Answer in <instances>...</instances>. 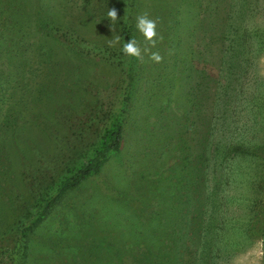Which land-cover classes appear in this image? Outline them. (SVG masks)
I'll list each match as a JSON object with an SVG mask.
<instances>
[{
	"label": "rangeland",
	"instance_id": "obj_1",
	"mask_svg": "<svg viewBox=\"0 0 264 264\" xmlns=\"http://www.w3.org/2000/svg\"><path fill=\"white\" fill-rule=\"evenodd\" d=\"M109 1L0 0V264H15L12 254L17 247V224L23 215L34 211L33 205L43 187L51 186L64 174V159L73 160L86 145L94 142L118 109L119 98L114 89L126 81L127 56L121 51V40L113 47L108 45V39L119 35L115 22L108 20L99 28L97 16H93L98 14L94 12L96 6L102 10ZM235 1L237 6L232 15L239 16L236 12L242 10L252 27H246L244 21L248 42L247 54L238 63L245 72L242 80L264 99V85H261L264 84V28L258 26L264 27V0H250V4ZM159 2L140 0L138 9L151 15L155 5L159 11L162 9ZM208 2L215 5L214 0H204L207 5ZM102 12L104 15L105 11ZM74 26L82 36L77 34L75 43L65 40L61 32L62 29L75 31ZM239 32L243 34L241 29ZM250 45L253 51L248 50ZM194 51L193 56L197 57L203 51V44L194 43ZM86 52L90 53L86 55ZM170 69L140 71L139 87L147 86L152 94L166 92L178 79L175 70ZM171 92L179 91L172 86L164 104L158 98L155 105L158 111L170 98L178 97ZM246 97L257 101L255 96ZM135 98L125 121L121 152L109 157L99 175L87 178L53 207L29 234L16 264H126L129 261L130 257L124 258L123 253L120 258L113 257L114 249L119 247L127 254L132 253L130 246H124L128 238L126 221L142 215L146 209L145 197L155 196L156 207L148 210L157 208L162 214L166 207L165 200L156 194L163 191V185L151 193L143 177L149 176L148 181H153L155 186L158 177L155 171L168 177L164 170L172 164L160 144L163 121L154 130L144 116L148 112L143 113V90ZM206 105H211L210 100ZM209 108L207 112L211 113ZM248 111L236 101L230 105V111L226 106L219 110L229 118L233 115L234 120L240 117V123H245L237 129L243 140L254 137L260 143L264 139L262 121L248 123ZM169 112L163 110L160 115L170 120ZM146 130L152 131L151 136ZM246 153L247 156L236 161L255 167L250 189L235 191L226 179L229 168L219 169V174L224 173L219 181L222 187L214 195L219 207L212 213L213 197H206L215 180L208 175L201 207L182 208L183 214L186 210L190 212L185 228L190 227V218L197 213L203 216L200 239L194 244L188 238L184 240L190 252L185 260V254L176 258L171 253L170 259L181 262L178 264H264V189H261L264 145L257 144ZM164 184L167 186L166 180ZM204 207L206 215L202 214ZM194 223L191 220V225ZM206 231L212 232L211 241L204 238ZM162 242L158 240V244ZM205 247L210 248L207 260L202 259L206 256L202 253Z\"/></svg>",
	"mask_w": 264,
	"mask_h": 264
},
{
	"label": "trees",
	"instance_id": "obj_2",
	"mask_svg": "<svg viewBox=\"0 0 264 264\" xmlns=\"http://www.w3.org/2000/svg\"><path fill=\"white\" fill-rule=\"evenodd\" d=\"M139 1L110 0L106 8L102 10H99L97 6L94 8V12L98 14L95 13L93 16H97L96 24L99 28L104 27V22L109 20L106 10L116 9L118 20L115 26L118 28L119 36L122 37V45L124 41L135 38L143 59L127 56L126 81H123L121 87L116 86L114 89L115 96L119 98L115 115L109 117L107 125L100 130L96 140L86 145L76 158L64 159V174L51 186L43 187L33 205L34 211L21 217L23 220L17 224V247L12 254L15 264L19 259V250L25 247L29 234L53 207L87 178L99 175L109 157L121 152L125 141V121L136 101L135 95L141 90H143L144 104L142 109L143 113L148 112L144 116L149 124L155 130L163 121L160 144L166 151V158L172 161L171 166L168 165L164 170L168 177L155 171L158 176L155 181L157 186L156 184L154 186L153 181H148L149 176L143 177L147 179V186L151 193H154L155 188L163 185V191L156 190V194L165 200L166 207L162 213L165 216L163 217L157 208L148 210L149 207H156L153 205L154 195L145 197L146 209L139 216L140 218L126 221L128 238L124 240L127 244L124 246H130L133 249L130 251L132 253L127 254L119 247L114 249L113 257L120 258L123 253L124 258L130 257L126 264L181 263L170 259V253L176 258H179V254H185L183 257L185 260L186 254L190 252L188 248H185L184 240L188 238L194 244V241L200 239V227L204 228V219L199 213L190 218V227L185 228L190 212L186 210L183 214L182 208L201 207L203 204L201 199L203 194H206L205 184L208 181V175L215 180L211 190H208L210 195L206 197H213L210 205L212 213L217 212L216 209L219 207L218 203L216 204L217 199L214 198L215 193L222 187L219 181L224 173L219 174V169L229 168L225 174L226 179L230 181L235 191L250 189L249 187L252 186L255 167L236 159L247 156L246 152L257 144L264 145V139L260 143L254 137L249 141L243 140L237 129L245 123H240L241 119L237 113L234 115L238 118L234 120L233 115H229L230 118L226 116L227 111L225 114L219 112L225 106L230 111V105L235 101L241 102L243 109L249 110L247 112L249 118L247 120L244 116L241 118L248 123L249 121L253 123L255 120L262 121L260 125L264 127V99L258 96L251 85L246 86L243 83L242 78L245 72L240 70L238 65L242 57L247 54L245 48L248 42V31L243 29L244 21L247 24L246 27L252 29L244 19L243 11L236 12L239 16L232 15L234 7L237 6L235 0H224L225 4L223 0H214L215 7L211 5V2H208V5L205 4L204 0H160L158 4L161 3L162 9L159 11L155 5L154 13L148 14V17L155 20L157 24L155 38L157 43L155 47H151L136 28L137 17L145 14L138 9ZM243 1L250 4V0ZM102 11H105L104 15H101ZM251 25L255 27L253 21ZM258 26L264 28L262 25ZM73 28L75 29L76 26ZM240 29L243 34L239 32ZM57 30L60 31V29ZM61 32H63L62 37L70 42L75 41L77 34L82 37L77 28L75 31L62 29ZM68 33H73L74 39L68 37ZM79 36L77 39H80ZM194 43L203 44V51H199L197 57L193 56ZM252 47L250 45L248 50H252ZM153 52L161 55V62L156 63L149 59ZM204 52L207 54L204 55ZM89 53L86 52V55ZM161 67H166L170 71V67L173 68L178 78L170 87H167L166 92L152 94L147 86L139 87L140 71L150 72L153 68ZM172 86L179 92L171 93L178 97L170 98L164 107L160 106L158 111L155 108L158 98L164 104L166 94L172 90ZM247 95L255 96L257 101L254 99L250 101ZM246 98L250 101L249 104ZM207 100H210L211 108L207 107ZM206 108H209L211 113L207 112ZM252 109L255 111L251 112ZM163 110L170 111V120L162 118L160 114ZM151 132L146 130L147 135L151 136ZM150 136L146 137L152 139ZM162 164L163 167L166 166V161ZM161 175L163 179L160 178ZM220 176L221 178H218ZM165 180L167 186L164 184ZM261 189L263 190L264 187ZM202 214L206 215L205 207ZM191 220L195 222L193 225ZM204 236L207 241H211L212 232L206 231ZM168 237L171 239L168 240ZM159 239L163 241L161 244H158ZM171 242L173 243L170 244ZM205 248L202 253L206 256L202 259L207 260L210 257L208 251L210 248ZM120 262L118 260V263Z\"/></svg>",
	"mask_w": 264,
	"mask_h": 264
},
{
	"label": "clouds",
	"instance_id": "obj_3",
	"mask_svg": "<svg viewBox=\"0 0 264 264\" xmlns=\"http://www.w3.org/2000/svg\"><path fill=\"white\" fill-rule=\"evenodd\" d=\"M107 17L113 23L116 22L118 20V14L116 9L113 8L111 10H108ZM156 26V21L150 19L146 13L137 17L136 28L138 32L144 37L145 42L150 44L151 47H155L157 43V40L155 39L157 37ZM121 39L122 37L119 35L114 38L108 39L109 47L115 46L117 43L120 42ZM121 51L124 55L128 57L143 59L141 49L138 46L135 38H131L127 42L124 41ZM149 59L156 63L162 61V57L158 52L151 53Z\"/></svg>",
	"mask_w": 264,
	"mask_h": 264
}]
</instances>
